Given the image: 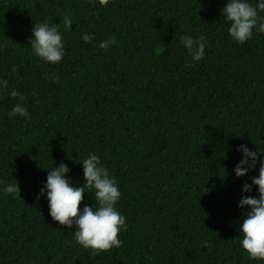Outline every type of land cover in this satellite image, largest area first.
Here are the masks:
<instances>
[{"label": "trees", "instance_id": "16d2710c", "mask_svg": "<svg viewBox=\"0 0 264 264\" xmlns=\"http://www.w3.org/2000/svg\"><path fill=\"white\" fill-rule=\"evenodd\" d=\"M225 2L0 0V79L25 96L31 116L9 118L17 100L0 95V180L20 189L0 194V264H264L239 244L242 185L259 166L234 173L237 145L264 151V33L233 42ZM44 20L63 35L56 65L28 44ZM185 34L207 37L204 60L191 61ZM113 36L117 44L99 48ZM89 152L118 180L126 217L121 246L99 252L78 245L75 226L53 221L47 199H36L46 169L61 162L82 186L75 160ZM87 191L81 208L95 205ZM250 194L258 197L256 186Z\"/></svg>", "mask_w": 264, "mask_h": 264}, {"label": "clouds", "instance_id": "9594fccd", "mask_svg": "<svg viewBox=\"0 0 264 264\" xmlns=\"http://www.w3.org/2000/svg\"><path fill=\"white\" fill-rule=\"evenodd\" d=\"M89 2L94 4L96 0ZM98 2L100 5L108 4V0ZM221 12L229 23L227 33L233 42L244 44L254 33H264V0H226ZM62 23L65 28L71 29L74 24L71 13L64 14ZM94 38L95 34L91 32L81 36L85 43L93 42ZM117 43L113 36L101 41L99 48L107 50ZM180 43L193 63L205 59L208 47L205 35L185 34L180 37ZM28 44L31 45L33 55L48 64H59L65 56V44L59 24H50L46 20L35 24ZM11 70L17 71L16 66L13 65ZM47 78L58 80L59 76L50 73ZM8 85L7 79H0V95H9L17 100L7 116L12 118L19 115L25 120L31 119L25 96L18 89L9 90ZM236 151L241 154V159L234 168L237 178L246 176L259 166L258 175L251 178V183L242 185V193L248 195H242L238 202L239 208L247 207L239 223L242 237L239 244L250 260H264V151H254L245 144L237 145ZM75 162L82 164V186H77L72 181L67 175L71 169L61 162L59 166L46 169V182H42L36 199H47L49 215L53 221L69 229L75 226L74 238L82 248L99 252L120 247L122 240L119 233L126 228V217L117 208L121 199L118 180L95 152L77 157ZM253 186L257 187L258 197L250 194ZM87 190L94 191L95 205L85 203L81 208ZM0 194L20 195L18 182L0 180Z\"/></svg>", "mask_w": 264, "mask_h": 264}]
</instances>
